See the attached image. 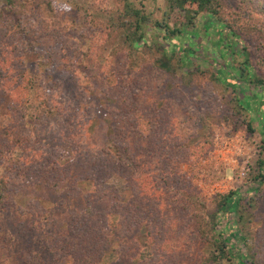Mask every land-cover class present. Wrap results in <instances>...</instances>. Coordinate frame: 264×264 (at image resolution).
Wrapping results in <instances>:
<instances>
[{"label":"rangeland","instance_id":"rangeland-1","mask_svg":"<svg viewBox=\"0 0 264 264\" xmlns=\"http://www.w3.org/2000/svg\"><path fill=\"white\" fill-rule=\"evenodd\" d=\"M55 1L61 11L52 0H0V185L10 195L0 197V264H79L71 252L93 264H264L262 85L239 75L241 94L227 72L215 79L220 57L206 34L197 40L203 13L179 37L165 38L164 25L184 19L169 0ZM217 1L220 19L243 36L224 61L239 68L248 53L264 79L259 0ZM128 4L149 17L139 47L125 38ZM223 41L217 33L216 44ZM165 51L175 72L157 61ZM130 73L139 74L132 91L122 81ZM48 88L67 119L97 113L78 139L92 152L75 159L59 147L73 141L66 122L33 127V106H44ZM245 96L253 101L242 109ZM14 126L32 142H7ZM117 144L130 159L119 160ZM237 188L242 211L234 220L245 250L236 228L228 229L227 255L216 261L227 239L212 213ZM106 221L111 236L103 241Z\"/></svg>","mask_w":264,"mask_h":264},{"label":"trees","instance_id":"trees-1","mask_svg":"<svg viewBox=\"0 0 264 264\" xmlns=\"http://www.w3.org/2000/svg\"><path fill=\"white\" fill-rule=\"evenodd\" d=\"M258 3H260V6H256V9L259 11H263L264 8L262 7V5L264 4V0L262 1L259 0ZM169 4L172 10L181 11V13L184 14L183 16L184 19L181 21L180 26H175L173 28H171L169 24H165L164 27H165V30H167V34H168L167 36H165V38L179 37L183 33V31L186 29V26L194 25L195 18L198 17L201 13H203L202 14L203 22H202L201 28L199 30H196L200 34L198 35L197 40L202 42V38H203L202 32L206 34L207 38L211 41V47L214 46L215 54H217V56L220 57L219 61L222 63L221 64L217 63L220 65V67L215 68V74H214L215 79L225 80L223 76H225L227 72V74H229L232 78L236 80V82L233 83V87L236 89H240V92L242 94L243 92H245L244 91L245 89L242 88L243 87L242 83L239 82V79H240L239 75L240 76L242 75V77H248L254 82L261 84L262 86L260 87L258 92L264 95V79H262V77L260 76H257L256 71L252 69L253 67V65L251 64L252 59L250 58V55L248 53H246V59L241 64L242 66H240L239 68L235 67L231 63L224 61L226 60L225 59L226 56L232 55L233 50H236V48L239 47L240 43L243 41V36L236 29L232 28L230 24H227L220 19V17L218 16L217 5L219 3L217 0H169ZM51 5L53 8L55 7L56 10L59 9L61 11L63 9L62 5H58L56 1L54 2V0H52ZM56 18L57 16L55 15V20ZM148 18H149L148 15L146 14L145 10L142 7L140 8L134 7L133 5H130V4L126 6V12L122 17V20H123L122 25L125 27V30L127 32V33L125 32L126 40H128L133 47H139L142 44V41L146 39L145 27L147 26ZM157 23L161 25L160 22H157ZM55 24L56 25L53 31H55V29L61 25L60 22H57V21ZM205 25H208V28H209V29H206V31L203 30V27L205 28ZM225 28L227 30H225ZM46 31L47 33H50L48 29H46ZM217 33L224 36V41L222 43L223 46H219L216 44ZM3 45L4 44L0 40V49H2L1 46ZM74 48L77 49L78 46L75 45ZM244 49H247V48L244 47ZM181 51H183V53L185 52V50H182V49ZM4 56L6 57V55ZM173 59H174V56L171 57V55L167 51H165L157 59V61L158 63L161 62L162 67H164L166 71L175 72L176 66L173 64ZM181 59H182V62L186 63L182 55H181ZM164 60L169 62V67L167 65L168 62H164ZM138 75L135 73H132L130 76L128 75L129 76L128 78H125V77L123 78L122 81H127V84L129 85V87L130 86L132 87L130 88V91L134 90L136 83L138 84L137 82ZM50 91L51 89L48 88L47 94L45 96L46 98L45 97L42 98L44 101V106L40 107L38 106L39 104H36L35 106H33L35 109H37L35 115L33 117L30 116V119L34 121L33 127L42 128L45 124H47L46 126L51 128V126L54 125L55 123H57L56 125H58V123L60 125H63L66 122L68 127L71 129L73 141H72V144L70 145H68L64 141H61L59 144V147H61V149L62 147H66L65 149L69 148L67 151L75 154L74 155L75 159H78L84 156L85 152H88V151L92 152L90 147L85 145V143H83L84 145H81V142H80L81 139L80 140L78 139L82 137L81 136L83 132L81 131L82 128H84L86 124H89L97 113H92L91 116H89L90 118L88 117L87 120H84V119L80 120L78 118H73V120H71V117L67 119V116L69 115L68 112L65 109L61 108V106H59L60 104L54 101L53 96L50 93ZM242 99L243 100L239 99L240 101L239 104L242 109L249 107L251 104V101H253L252 97L250 98V97L245 96V98H242ZM101 112L102 111L98 113H101ZM23 119L27 121L26 116H24ZM8 130L9 132H7L6 141L11 143L13 146L18 143L20 144L23 142H26V143L32 142L31 136L30 137L26 136V134H24V132L20 129L15 130V126L13 128L10 127ZM37 133H39V130ZM35 138H36V135H33V139ZM33 149H34L33 150L34 153H36L38 152L37 149H41V145L40 147L33 148ZM117 149H118L117 156L122 157L119 160L130 159L129 158L130 152L127 146H119L117 144ZM79 151H82V152L80 153ZM258 163H259L258 166L264 165V158L262 156L259 158ZM261 177L263 176L258 173L254 176V178L250 180V183H252L251 189L256 188L255 187L256 180L260 179ZM5 189H6V186L2 188V184H1L0 185V191H1L0 197L8 198L10 197V195L8 194V192H5ZM242 200H243V192L241 188H237L236 190H233L227 193L226 195H223L221 200L219 201L218 207L212 213L213 226L214 227L220 226L221 227L220 235L224 237L225 240L227 239V242L223 241L217 245V248H218L217 251L219 253L218 254L219 256L215 254L214 257L216 261H219L220 259H222L221 257H225V255H227L228 239L230 240V235L232 233V232L228 233L229 231L228 229L236 228V221L234 220V217L235 215L239 214L242 211L241 209ZM241 216L242 214H240V217ZM136 218L139 222L141 221L138 219V215H136ZM109 227L110 225L108 224L107 221L106 223L102 224L100 227V232L102 233L101 236L104 237L103 241H106V239L111 236V230ZM226 230H227V233H226ZM238 231L239 230L236 228L235 230V233L237 235L236 237L240 243L239 244L240 247L243 250H245V246L247 243L246 237L242 234V232H238ZM147 234L148 236H150L149 230ZM101 245L103 246V244ZM108 246L109 244L106 242V244L104 245V249H106V247ZM69 254L71 255V257H73L74 261H77V263L79 264L80 263L81 264H93L95 260L94 258H91V257L85 258V256L81 258L80 256L77 255V253L73 254L71 252ZM102 255H103V252H101V258H102ZM99 260L100 258L99 259L96 258V262Z\"/></svg>","mask_w":264,"mask_h":264}]
</instances>
